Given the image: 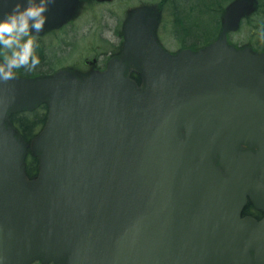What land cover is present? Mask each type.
I'll return each mask as SVG.
<instances>
[{
	"label": "water",
	"instance_id": "obj_1",
	"mask_svg": "<svg viewBox=\"0 0 264 264\" xmlns=\"http://www.w3.org/2000/svg\"><path fill=\"white\" fill-rule=\"evenodd\" d=\"M76 1L50 4L45 26ZM14 3L0 0V16ZM250 3L233 2L203 50L167 53L137 10L103 71L0 81V264H264V214L240 216L248 198L264 213V53L225 35ZM41 103L26 144L9 114Z\"/></svg>",
	"mask_w": 264,
	"mask_h": 264
},
{
	"label": "rangeland",
	"instance_id": "obj_2",
	"mask_svg": "<svg viewBox=\"0 0 264 264\" xmlns=\"http://www.w3.org/2000/svg\"><path fill=\"white\" fill-rule=\"evenodd\" d=\"M176 1L178 5L188 4L186 7L196 5L192 19L187 18L185 25L187 31L199 29L201 35L188 36L186 45L182 39L176 38L177 26L169 0H88L84 8H77L65 21L52 28L46 27L34 36L39 45L36 51L41 63L32 71L42 75L66 70L83 78L98 70L96 68L104 69L113 58L111 54L121 53L123 26L137 10H144L154 18L153 33L158 44L167 53L175 55L182 48H188L189 42L199 38L205 40L206 26L214 30L216 24L221 32L223 15L237 0ZM250 1L251 7L243 21L239 27L227 32L226 37L228 44L237 50L249 48L259 53L264 51V0ZM190 23L197 28L190 27ZM18 71L21 69L16 72L18 76H30L28 73L32 72ZM35 263V260L31 262Z\"/></svg>",
	"mask_w": 264,
	"mask_h": 264
},
{
	"label": "clouds",
	"instance_id": "obj_3",
	"mask_svg": "<svg viewBox=\"0 0 264 264\" xmlns=\"http://www.w3.org/2000/svg\"><path fill=\"white\" fill-rule=\"evenodd\" d=\"M55 0H15L0 16V81L15 79L17 70L32 71L40 65L34 36L45 29L49 5Z\"/></svg>",
	"mask_w": 264,
	"mask_h": 264
},
{
	"label": "trees",
	"instance_id": "obj_4",
	"mask_svg": "<svg viewBox=\"0 0 264 264\" xmlns=\"http://www.w3.org/2000/svg\"><path fill=\"white\" fill-rule=\"evenodd\" d=\"M167 0H163V2H166ZM183 2L187 3V0H182ZM171 6L173 7L172 15L175 17V27L177 26V30H175L176 38H180L183 40V44L186 45V38L191 35H201L199 29L195 30H189L186 29V23L185 20L187 18L192 19L191 16L192 12L196 8V5H189L184 4L183 6L180 4H177L176 0H169ZM192 4V3H191ZM185 6V8H184ZM183 7V8H182ZM190 27L194 25L193 28H197L195 24L190 23L188 24ZM178 26L182 28H178ZM206 36L205 40H202V38H199L195 40L194 42H189L190 44H187L191 49H196L200 47L201 45L209 44L210 41L216 36V28L214 27V30H210L206 26ZM201 41V42H200ZM208 42V43H207ZM198 44H200L198 46ZM37 52V51H36ZM39 54V53H38ZM0 58H2V54H0ZM25 69H21V71H18L19 73L24 71ZM24 73V72H23ZM37 72H30L28 75L30 76H36ZM47 115V107L44 103L39 104L35 107V109L31 111L22 110L17 112H11L9 114L8 120L11 123V125L17 130L20 137L23 139V141L28 144L42 129ZM24 167L25 172L28 178H33L37 175L38 172V160L37 158L31 154L30 150H26V155L24 158ZM247 206H251V203L248 202Z\"/></svg>",
	"mask_w": 264,
	"mask_h": 264
},
{
	"label": "flooded vegetation",
	"instance_id": "obj_5",
	"mask_svg": "<svg viewBox=\"0 0 264 264\" xmlns=\"http://www.w3.org/2000/svg\"><path fill=\"white\" fill-rule=\"evenodd\" d=\"M87 1H88V0H85V1H83V0H79V2H78V4H77V8H78V9H82V8H84V7L87 5ZM217 7H218V6H217ZM218 14H219V12H218ZM243 19H244V17L240 20V24H241V22L243 21ZM219 29H220V28L217 27L216 36L212 39V41L216 39V37H217V35H218V33H219ZM204 45H206V43H205ZM204 45H201L200 47H204ZM200 47H198V48H200ZM188 48H189V47H188ZM190 48H191V47H190ZM111 56H112L113 58H115V59H120V58H121L120 53H119V54H111ZM125 64L128 65V68H129V69H132L133 65H132L131 63H128V62H127V63H125ZM96 69H98V70H102L101 67H100V68H96ZM83 75H84V74H83ZM129 76H130V77H131V78L137 83V85H138L139 87H143V84H142V82H141L140 79H139V78H141V75H140L138 72H136V71L133 70V71H131V73H130ZM138 77H139V78H138ZM255 151H256L255 148H251V147L248 146L246 143H239V144H238V147H236V149L234 150V153H235V154L239 153V155H241V156H245L246 154H249V153L254 154ZM214 163H215L216 166H218V163H217L216 160H214ZM241 216H242V217H252V218H255V219L258 220V219L261 218V216H262V212L259 211V209H257L254 205H251V206L249 207V206H247V203H246V205L244 206V208H243V210H242ZM35 262H36L35 264H44L43 260H42V261H35ZM46 264H50V263H46Z\"/></svg>",
	"mask_w": 264,
	"mask_h": 264
}]
</instances>
